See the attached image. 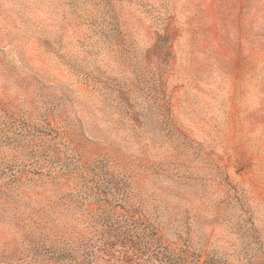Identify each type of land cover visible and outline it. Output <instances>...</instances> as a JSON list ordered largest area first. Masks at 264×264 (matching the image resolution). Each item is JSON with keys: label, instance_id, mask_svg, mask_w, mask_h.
Masks as SVG:
<instances>
[{"label": "rangeland", "instance_id": "obj_1", "mask_svg": "<svg viewBox=\"0 0 264 264\" xmlns=\"http://www.w3.org/2000/svg\"><path fill=\"white\" fill-rule=\"evenodd\" d=\"M2 119L109 160L137 198L156 192L190 226L194 264L212 246L248 264L245 245L264 264V0H0ZM41 180H0V264H66L23 245L43 234L30 218L53 240L72 216L42 213L62 185Z\"/></svg>", "mask_w": 264, "mask_h": 264}, {"label": "trees", "instance_id": "obj_2", "mask_svg": "<svg viewBox=\"0 0 264 264\" xmlns=\"http://www.w3.org/2000/svg\"><path fill=\"white\" fill-rule=\"evenodd\" d=\"M42 109L44 114L55 111L45 100ZM15 121H0V151L6 154V159L0 162V180L7 176L14 179L23 173L60 183V191L45 202L41 211L48 216L63 211L72 215L56 222L53 236L56 240H51L48 234L50 222H35L30 218L29 225L36 229L41 226L43 234L40 239L22 240L24 247L42 252L50 261L66 264H194L193 260L198 261L194 240L188 235L190 226H185L182 220L171 224L164 204L157 201L156 192L148 191L137 198L130 192V174L115 170L109 160L74 159L66 153V145L58 141V132L48 126L34 127ZM126 129L141 130L143 126ZM162 175L165 176L164 171ZM240 225L245 232L250 230L247 220L237 228ZM168 236L173 239L170 244L166 241ZM206 241L209 244L211 238ZM246 247L240 246L238 254L248 264H256L251 255L257 253L249 252ZM217 253L212 246L201 264H228ZM260 257L261 260L257 256L262 262Z\"/></svg>", "mask_w": 264, "mask_h": 264}]
</instances>
